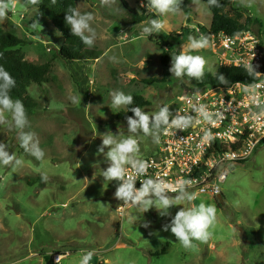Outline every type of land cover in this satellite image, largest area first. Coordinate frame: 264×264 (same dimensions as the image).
Masks as SVG:
<instances>
[{
    "label": "rangeland",
    "instance_id": "obj_1",
    "mask_svg": "<svg viewBox=\"0 0 264 264\" xmlns=\"http://www.w3.org/2000/svg\"><path fill=\"white\" fill-rule=\"evenodd\" d=\"M125 1L147 16L141 7L145 0ZM225 1L230 16H240L243 23L253 21L251 30L260 34L264 53V0ZM14 5L0 18V29L26 40L22 48L26 60L39 66L51 62L52 73L50 82L29 89L38 108L25 131L34 134L44 151L42 161L25 152L11 114L2 113L0 142L23 163L0 167V264H79L85 250L93 252L90 264H264V143L249 160L230 168L221 186L222 199L203 195L170 209L174 216L181 207L201 202L216 207L209 239L195 242L192 249H184L170 231L162 230L170 217H161L156 209L144 213L133 206L123 216L118 214L119 182H104L101 177L108 167V149L98 152L100 136L108 131L117 135L118 127L127 130V119L120 116L127 107L110 109L113 91L142 97L150 104L143 111L153 115L164 106L173 112L177 97L199 82L171 77L172 59L164 60L169 48L162 34L183 35L173 40L177 55L183 51L203 56L204 73L218 70L219 57L209 45L187 47L189 37L203 36L199 28H210L213 15L208 5L181 0L190 12L181 6L179 14L160 16L163 27L147 35L141 29L156 14L135 24L120 0H76L79 12L94 16L96 39L89 47L103 56L72 62L58 58L62 37L49 21L39 18L38 0L27 7L23 0H14ZM113 56L118 62L110 59ZM152 79L166 82L144 83ZM138 144L139 159L157 152L151 136L140 134ZM38 178L42 180L34 181ZM58 254L64 257L60 263L55 262Z\"/></svg>",
    "mask_w": 264,
    "mask_h": 264
},
{
    "label": "clouds",
    "instance_id": "obj_2",
    "mask_svg": "<svg viewBox=\"0 0 264 264\" xmlns=\"http://www.w3.org/2000/svg\"><path fill=\"white\" fill-rule=\"evenodd\" d=\"M209 6L219 7V0H206ZM35 4L36 0H23L25 7L28 4ZM14 0H0V18L9 15L14 8ZM146 9L147 16L151 17L156 14V18H150L142 27L144 34L151 35L158 32L163 24L159 19L163 15H175L182 11L181 0H145L141 4ZM94 20L92 13H81L75 8H69L65 13V23L70 26L72 36L80 38L86 46H92L96 39V32L91 26ZM37 23V22H36ZM35 27V24H33ZM209 45L208 37L200 38L189 37L188 48L192 50L203 49ZM185 47L182 45V48ZM113 62H118L115 56L110 58ZM206 60L200 55H190L183 51L172 57L169 72L172 78L183 79L189 78L199 81L205 71ZM247 71L250 75H258L253 65H249ZM218 81L223 85L228 81L224 75L217 73ZM16 81L11 74L0 65V124L5 123L2 118L3 112L11 114L14 127L18 130V140L20 146L34 157L37 161H42L45 157L44 151L34 140V134L25 131L28 125V118L24 104L20 100H13L10 91L15 87ZM110 109L119 110L128 108V112L133 116L127 117V130L120 131L114 135L111 131L100 136L102 144L98 148L99 153H104L105 148L106 160L108 167L101 171L104 182L118 181L115 191V198L123 202V206H134L138 209L145 210L156 209L161 217H170V222L162 226L165 232L170 231L178 243L184 249L194 248L195 242H206L211 233L210 228L216 221L217 209L215 206L201 202L198 206L181 207L173 216L170 209L181 202L191 204L195 196L187 190L191 181L181 180L177 182L175 188L162 180L146 178L141 187L137 189L135 184L137 177L144 175L147 171L148 164L145 160L137 158L139 153L138 137L140 134L151 136L153 142H161V134H166L169 129L175 128L183 130L202 119L206 122H212V114L207 110L206 105L194 107L196 113L193 115H181L179 112L173 114L167 106L160 107L159 111L153 115L142 111L140 107H128L133 104V96L123 91H113L111 94ZM264 112L254 115V119L259 120ZM207 135H211L209 132ZM23 163L14 153L8 150L7 144L0 142V167H19ZM94 166H99L94 165ZM129 169L131 172H129ZM42 179L47 180L44 176ZM177 191L175 196L168 195V191ZM144 227L149 225L145 223ZM93 257L92 251H83L80 256L79 264H90Z\"/></svg>",
    "mask_w": 264,
    "mask_h": 264
},
{
    "label": "built area",
    "instance_id": "obj_3",
    "mask_svg": "<svg viewBox=\"0 0 264 264\" xmlns=\"http://www.w3.org/2000/svg\"><path fill=\"white\" fill-rule=\"evenodd\" d=\"M208 39L211 51L219 57V68L247 71L252 64L259 80L178 96L173 114L195 116L194 107L203 104L213 121L201 119L186 129L172 128L162 133L157 152L143 159L148 167L144 175L136 178L137 189L148 177L162 180L173 188L178 181L187 180L191 181L187 190L195 200L203 195L220 199L223 196L221 186L227 181L230 168L249 160L264 143V115L259 120L253 118L264 112V53L260 35L252 30L235 35L210 32ZM209 132L211 135H207ZM177 194L178 190L168 191L170 196ZM132 207L123 206L119 201L117 212L123 216ZM63 258L58 254L55 262L60 263Z\"/></svg>",
    "mask_w": 264,
    "mask_h": 264
},
{
    "label": "trees",
    "instance_id": "obj_4",
    "mask_svg": "<svg viewBox=\"0 0 264 264\" xmlns=\"http://www.w3.org/2000/svg\"><path fill=\"white\" fill-rule=\"evenodd\" d=\"M120 1L124 9L130 15V19L133 23L142 24L148 20L147 16L139 15V13L131 8L125 0ZM200 1L207 4L206 0ZM219 4V7L209 6L207 4L213 17L210 28H199V30L205 34V37H208V33L210 32H224L228 35H235L242 31L251 30L253 24L251 19L243 23L240 16L232 17L227 13V3L225 0H219ZM181 6L186 9L187 13L190 12L185 5ZM38 7L39 18L49 21L62 37L63 44L58 52V58L64 62H72L79 60H98L103 56V53L99 50L84 45L79 37L72 36L69 29L70 26L65 23V13L67 10L69 8L77 9L76 0H38ZM255 22H257V20H255ZM184 31L189 33L188 29ZM161 36L169 48V51L164 53V60L165 58L172 59V57L177 55L174 51L175 44H173V40L178 37H183V35L162 34ZM26 44V40L20 39L12 33L0 29V65H2L16 81L15 87L10 91V96L13 100L18 99L24 104L27 118H31L37 113L38 103L29 96V89L33 84L42 87L44 84L50 82L52 64L48 62L39 66L28 62L22 50ZM217 73L224 75L228 83L222 85L217 79ZM258 80L259 78L256 75H250L245 69L220 67L214 74L204 73L203 77L191 92H200L208 88L229 87L235 83L251 84ZM161 82L166 81H161L159 79L144 81V83L148 85ZM149 106L150 104L142 97L134 96L133 104L128 107H140L143 111ZM120 116L122 118H127L133 116V113L128 112L127 108L126 112ZM41 180L42 179L38 178L34 181Z\"/></svg>",
    "mask_w": 264,
    "mask_h": 264
},
{
    "label": "water",
    "instance_id": "obj_5",
    "mask_svg": "<svg viewBox=\"0 0 264 264\" xmlns=\"http://www.w3.org/2000/svg\"><path fill=\"white\" fill-rule=\"evenodd\" d=\"M220 199H222V198H220Z\"/></svg>",
    "mask_w": 264,
    "mask_h": 264
}]
</instances>
